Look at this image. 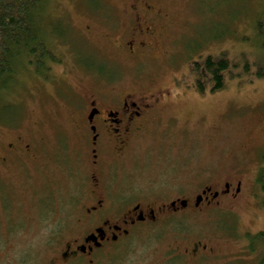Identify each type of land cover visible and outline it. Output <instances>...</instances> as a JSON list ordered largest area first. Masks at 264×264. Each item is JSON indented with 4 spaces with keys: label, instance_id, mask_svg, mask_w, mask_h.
Listing matches in <instances>:
<instances>
[{
    "label": "rangeland",
    "instance_id": "374dc122",
    "mask_svg": "<svg viewBox=\"0 0 264 264\" xmlns=\"http://www.w3.org/2000/svg\"><path fill=\"white\" fill-rule=\"evenodd\" d=\"M141 1L167 15V30L157 27L166 51L155 50L138 62L118 55L104 23L112 13H116V23L125 19L126 0H46L45 16L40 20L43 30L48 25L52 31L48 37L55 60L44 72L23 60L5 94L8 97L0 103V150L17 138L26 142L39 135L47 140L41 146L44 155L62 145V163L69 165L71 172L75 169L71 175H79L83 165L88 166L90 155L83 137L73 132L76 115L68 103L77 96L89 98L99 80L96 75L102 81H115L113 89L122 92L137 89L134 81H140L148 91L168 92L170 97H164L158 109L162 115H175L179 123L136 139L121 161L108 152L103 157L104 176L123 179L162 201L195 196L205 184L219 187L225 178L242 179L236 199H223L211 209L202 205L193 210L190 205L185 212L157 224L180 227L176 229L184 235H202L213 227L215 236L221 237L217 243L229 251L250 239L258 249L247 257L232 255L231 264H255L264 247V189L252 179L259 151L264 150V77L256 75L258 64L264 66V38L257 34L254 21L264 0ZM223 53L238 64L232 68L236 76L226 74L224 87L216 91H211V83L206 81L205 91H200L193 64ZM165 104L169 108L164 109ZM45 161L54 168V178L62 180L66 174L57 170L54 160ZM24 175L32 180L29 173ZM12 177L17 174L13 172ZM6 183L1 200L17 230L8 233L11 247L3 243L0 256L7 261L47 255L40 245L42 228L25 227V219L33 215V220H41L55 203L60 208L61 191L49 201L53 195L48 190L30 185L31 190L23 196L14 191L15 184Z\"/></svg>",
    "mask_w": 264,
    "mask_h": 264
},
{
    "label": "flooded vegetation",
    "instance_id": "af4514ba",
    "mask_svg": "<svg viewBox=\"0 0 264 264\" xmlns=\"http://www.w3.org/2000/svg\"><path fill=\"white\" fill-rule=\"evenodd\" d=\"M125 3L128 12L121 23H116V13L104 22L118 55L140 62L155 50L165 52L163 34L157 35V27L167 30V15L148 2L126 0ZM96 77L99 80L94 83L89 98L77 96L68 103L76 115L73 132L83 137V146L90 155L88 166L83 165L79 175L74 176L75 172L71 175L75 169L71 172L69 165L62 163V145L54 146L44 155L41 146L47 140L39 135L26 142L20 137L1 146L0 247L3 243L4 247H11L8 233L17 230L13 217L5 214L6 207L1 200L2 185L6 181L15 184L14 191L24 193L23 196L31 190L30 185L48 190L53 195L49 201H54L61 191L59 204L64 209L50 202L51 209L41 220L25 214V227L42 228L40 245L47 250V255L7 261L1 255L0 264H231L232 255L241 258L256 251L258 247L250 239L235 251L225 249L217 243L221 237L215 236L213 227L204 230L202 235H184L176 229L180 227L157 224L175 213L185 212L190 205L193 210H199L202 205L211 209L223 199H236L242 191L240 178L236 182L225 178L219 187L205 184L192 197L162 201L152 197L149 191L124 183L123 179L117 181L104 176L103 157L108 152H113L116 160L121 161L136 139L162 133L176 126L179 120L175 115H162L158 109L162 100L170 97L168 92L148 91L140 81H134L139 86L137 89L122 92L113 89L115 81ZM166 108L169 107L165 104ZM259 154L257 172L252 179L261 185L259 172L264 169V150ZM46 158L54 160L57 170L66 174L62 180L54 178V168L48 167ZM13 172L18 178L12 177ZM23 173H29L32 180ZM164 233L173 235L167 237ZM261 253L255 264L261 263L264 247Z\"/></svg>",
    "mask_w": 264,
    "mask_h": 264
},
{
    "label": "trees",
    "instance_id": "16d2710c",
    "mask_svg": "<svg viewBox=\"0 0 264 264\" xmlns=\"http://www.w3.org/2000/svg\"><path fill=\"white\" fill-rule=\"evenodd\" d=\"M45 3L46 0H0V103L8 97L5 94H8L24 61L44 72L50 68V61L55 60L48 37L52 31H48V25L47 31L43 30L44 23L40 20L45 16ZM254 22L257 34L264 38V6ZM237 65L225 53L195 61L192 71L196 75L197 88L205 91L206 81L211 83V91L224 87L225 75L236 76L232 68ZM245 67L249 71L248 63ZM256 75L264 77V66L258 64ZM259 177L264 189V169L260 170ZM260 264H264V255Z\"/></svg>",
    "mask_w": 264,
    "mask_h": 264
}]
</instances>
